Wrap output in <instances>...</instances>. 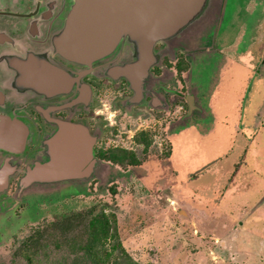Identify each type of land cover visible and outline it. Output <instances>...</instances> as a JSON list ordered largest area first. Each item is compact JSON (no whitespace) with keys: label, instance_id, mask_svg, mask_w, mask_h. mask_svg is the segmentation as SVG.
Wrapping results in <instances>:
<instances>
[{"label":"rangeland","instance_id":"374dc122","mask_svg":"<svg viewBox=\"0 0 264 264\" xmlns=\"http://www.w3.org/2000/svg\"><path fill=\"white\" fill-rule=\"evenodd\" d=\"M227 4L187 48L163 49L188 60L176 75L188 108L170 97L164 115L141 106L114 127L99 115L107 152L126 150L133 164L105 161L91 184L22 195L0 214V264H28L19 246L35 226L90 207L113 215L116 234L89 250L46 247L35 264H264V0ZM98 98L97 109L117 110ZM82 225L70 239L86 240Z\"/></svg>","mask_w":264,"mask_h":264},{"label":"flooded vegetation","instance_id":"af4514ba","mask_svg":"<svg viewBox=\"0 0 264 264\" xmlns=\"http://www.w3.org/2000/svg\"><path fill=\"white\" fill-rule=\"evenodd\" d=\"M72 2L0 0V214L20 206L22 196L19 199L18 196L23 195L22 191L19 192L21 179L39 159L46 157L45 140L58 130L59 122L84 124L95 137L93 155L109 161L104 158L108 152L102 143L103 125L95 113L100 95L112 99L120 117L133 114L141 106L164 115L169 108L167 98L170 97L174 105L185 101L188 108L186 93L182 90L183 76L176 77L178 69L185 64L183 59L186 60L179 53L172 59L162 55L159 65L150 68L152 80L144 84L138 101L131 100L134 92L124 77L116 78L108 73L111 66L131 60L126 44L93 61L90 66L72 62L56 53L54 39L65 23ZM226 12L227 8L224 15ZM164 47L165 43L159 42L155 51L162 54ZM169 63L176 67L169 66ZM48 65L73 76L72 85L67 90L47 94L24 84V72L45 71ZM83 85L89 88V100L73 104ZM184 114L181 113L180 119ZM19 125L22 128L17 134L21 142L14 149H9L7 137L9 134L14 136L13 126Z\"/></svg>","mask_w":264,"mask_h":264},{"label":"water","instance_id":"95a60500","mask_svg":"<svg viewBox=\"0 0 264 264\" xmlns=\"http://www.w3.org/2000/svg\"><path fill=\"white\" fill-rule=\"evenodd\" d=\"M72 1L65 23L54 39L56 53L90 66L126 44L131 60L111 66L108 73L128 81L134 101L142 97L144 84L152 80L150 68L160 63L162 54L155 51V45L163 42L165 46L187 48L182 41L189 42L207 25L221 24L228 6V0ZM46 68L33 74L24 72V84L47 94L63 92L72 85L73 76L63 69L51 65ZM78 91V99L72 103H86L89 88L83 85ZM11 126L9 122L8 127ZM21 128L13 126L14 136L7 137L9 149L20 144L17 132ZM94 139L80 122H59L58 130L45 140L46 157L27 170L19 192L42 193L47 188L59 191L65 184L77 188L94 178L102 179L111 166L93 155Z\"/></svg>","mask_w":264,"mask_h":264},{"label":"trees","instance_id":"16d2710c","mask_svg":"<svg viewBox=\"0 0 264 264\" xmlns=\"http://www.w3.org/2000/svg\"><path fill=\"white\" fill-rule=\"evenodd\" d=\"M184 64V63H183ZM185 65V64H184ZM180 67V66H179ZM187 99V103H190V99ZM186 103V102H185ZM106 160L112 162H122L124 159L129 164H133L134 160L127 154L126 150L110 151L104 155ZM112 185V184H111ZM113 185L110 186V190L114 191ZM83 224L84 230L83 237L87 235L86 240L72 237V231H78L77 226ZM113 215L105 213L103 210L94 211V208H89L85 212L82 210L71 212L70 214H56L53 220L47 221L41 226H35L31 233H29L24 242L19 246V253L27 260L28 264H35L33 256L38 251L45 249L46 247H61L62 243L70 245L71 250H89V248L102 244L112 234H116V227L114 226ZM113 229V231H112ZM113 233H112V232ZM74 235H76L74 233ZM116 236V235H115ZM69 241V242H68ZM50 244V245H49ZM119 244V243H118ZM115 248L114 246H112ZM122 253V248H119ZM93 264H99L97 260ZM112 264H138L137 262L125 261L117 259Z\"/></svg>","mask_w":264,"mask_h":264},{"label":"clouds","instance_id":"9594fccd","mask_svg":"<svg viewBox=\"0 0 264 264\" xmlns=\"http://www.w3.org/2000/svg\"><path fill=\"white\" fill-rule=\"evenodd\" d=\"M95 113L96 115L104 116V119L107 121L108 126H116L115 117L119 114V110H113L111 109L109 104L105 103L103 104L102 108L96 109Z\"/></svg>","mask_w":264,"mask_h":264}]
</instances>
